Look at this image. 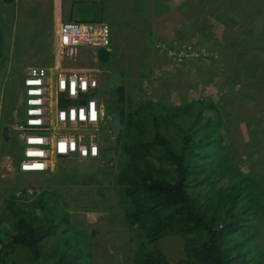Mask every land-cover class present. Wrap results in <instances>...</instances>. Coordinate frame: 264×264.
Here are the masks:
<instances>
[{"label":"trees","instance_id":"trees-1","mask_svg":"<svg viewBox=\"0 0 264 264\" xmlns=\"http://www.w3.org/2000/svg\"><path fill=\"white\" fill-rule=\"evenodd\" d=\"M205 1L219 7L227 43L245 50L237 69L255 79L259 68L246 58L257 52L264 57V0ZM111 53L99 51L102 67L113 61ZM227 61L238 65L239 58L231 51ZM126 98L121 86L118 112L125 139L115 184L125 226L138 240L131 264H264V183L237 169L225 97L184 100L173 107L147 100L134 108ZM42 194L27 197L24 189L5 199L0 264H94L93 235L78 232L60 216L66 206L62 193ZM53 234L55 241L49 238ZM166 236L184 240L183 259H172L158 247ZM48 239L54 244L45 247Z\"/></svg>","mask_w":264,"mask_h":264},{"label":"rangeland","instance_id":"rangeland-1","mask_svg":"<svg viewBox=\"0 0 264 264\" xmlns=\"http://www.w3.org/2000/svg\"><path fill=\"white\" fill-rule=\"evenodd\" d=\"M160 3L151 0L150 17L145 16L142 20L146 25L123 19L132 15L130 5L126 3L115 4L122 9L119 16L113 18L108 0L79 2L76 6L79 15L77 20H101L111 26L113 61L104 68L99 60L97 62L89 59L86 55L74 61L67 60V65L98 64L102 70L109 67L103 72L105 78L113 71H118L123 78L116 87L109 84V80L102 84L103 90L99 97L103 101L106 114H102L103 120L98 129L103 143L102 147L97 139L99 148L102 147L100 158L79 159L71 156L56 160L54 168L46 172L19 173L17 169L9 170L8 166L0 165V213L4 210L5 199L13 191L19 193L24 189H33V193L28 192L27 197L37 198L44 191L59 190L66 203L60 216L64 219L68 217L78 232L93 235L90 241L94 264H131V254L138 244L136 235L133 236L125 226L124 214L119 210V192L115 184L123 164L121 141L125 139V134L121 124L120 134L114 136L110 122L112 114L118 112L122 106L118 100L121 86L128 97L125 99L126 103H132L133 108L147 100H161L173 107L181 106L184 100L204 97L216 102L220 97H225L223 111L234 142L237 169L252 173L264 183V75H261L264 73V57L258 52L253 55L248 53L246 60L250 61L252 58L259 68L255 79H250V73H241L237 69L245 50H233L224 39L226 25L218 16L219 7H213L205 0H162ZM235 8L232 7L230 12H235ZM16 16L19 19H12L11 22L6 20L4 24L0 21V34L4 35L2 37L7 40L8 33L14 34L16 41L12 45L5 43L1 47L7 66L0 67V84L3 80L2 86L0 85V115H7L8 124L14 123V126L17 123V111L20 114L18 121L24 117V107L19 105L23 79L14 67L8 68V60L23 58L24 52L28 50L51 49L54 41H57L50 26H45L44 23L40 26L41 21L36 16L33 15L32 19V15L26 10ZM189 46L205 52L193 55L181 63L173 58V54L175 57ZM260 46L264 53V41ZM172 50L174 51L170 56ZM231 51L236 59L239 58L238 65L227 61ZM159 53L164 54L165 58ZM220 57H225L226 60L218 61ZM12 62L15 63L13 66L17 65V61ZM28 63L44 62L40 57H30ZM227 67L229 70L237 69L236 74H231ZM1 72H5L8 78L3 79ZM218 80L220 82L216 83ZM220 88L226 94L221 93ZM9 89L13 92L9 93ZM17 92L19 93L16 94ZM14 126L8 133L9 139L2 142L15 162V158L20 156V165L23 141L21 133ZM63 228L64 225H60V237ZM56 237L53 234L49 238L55 241ZM51 239L44 241L45 247ZM183 241L179 236H166L158 240L157 245L168 257L181 260L185 257ZM53 244L54 242L50 243Z\"/></svg>","mask_w":264,"mask_h":264},{"label":"built area","instance_id":"built-area-1","mask_svg":"<svg viewBox=\"0 0 264 264\" xmlns=\"http://www.w3.org/2000/svg\"><path fill=\"white\" fill-rule=\"evenodd\" d=\"M57 37L58 62L51 67H30L23 80L24 117L15 125L23 139L22 172L52 170L56 160L70 155L79 159L101 156L98 128L105 110L99 95L105 70L98 64L75 67L63 61L76 60L86 49L92 51L88 58L98 62L99 51L111 49V27L105 22L67 21L61 23ZM199 50L189 46L173 58L181 63L191 55L204 54ZM28 192L32 194L33 189Z\"/></svg>","mask_w":264,"mask_h":264},{"label":"crops","instance_id":"crops-1","mask_svg":"<svg viewBox=\"0 0 264 264\" xmlns=\"http://www.w3.org/2000/svg\"><path fill=\"white\" fill-rule=\"evenodd\" d=\"M94 2L95 0H0V21H2L1 24L6 23L5 21L8 20L11 22L12 19L18 18L16 15L18 13H22L26 10V12L30 13L31 18L33 19V15L36 16L40 21L41 25L44 23V25L50 26V29L54 31V35L56 37V40L58 39L57 33L59 30V27L62 22H67V21H80V22H85L81 20H77V17L79 16L77 14V4L79 2ZM109 5H110V12H111V18L115 16H119L120 8L118 5L115 4H129L131 8L132 15L131 17H124V20H129V21H134L135 24L138 25H146V23L142 22V20L145 18V16L150 17V8H151V0H108ZM156 3L161 4L162 0H155ZM19 19V18H18ZM86 22H105L101 20H95V21H86ZM107 23V22H106ZM15 25V24H14ZM16 27V26H15ZM111 27V26H110ZM112 30V29H111ZM0 45L1 47L5 43H10L12 45L13 43H16L14 39V34L10 35L8 33L7 40H5L0 34ZM51 36V34H50ZM56 43V44H55ZM56 47H57V41H54L52 48H47L45 50H28V52H24L25 56L23 58H10L8 60V68L10 69L11 67L15 68V71L18 70V72L21 74V78L24 80L28 70L31 66H46V67H51L55 65V63L58 62V57L56 53ZM91 51V50H89ZM92 52V51H91ZM87 54V53H85ZM90 54V52L88 53ZM87 54V56H88ZM162 55V57L165 58V55L162 53H159ZM91 55V54H90ZM82 55H80L81 57ZM32 57L36 59L37 57H40L44 63H39V64H29L28 59ZM90 59V58H89ZM15 60L17 61V65L13 66L12 61ZM69 60V59H67ZM67 60L63 61V64L67 65ZM6 58H5V53L2 50V55H0V67L6 68ZM69 61H74V60H69ZM167 63V62H166ZM83 64H80L81 66ZM165 65L162 64V66ZM170 65V64H168ZM82 67V66H81ZM157 70V69H156ZM3 73L4 78H8V76H5V72ZM110 76V75H109ZM104 80H109V77L103 76ZM2 80V79H1ZM18 80V79H14ZM20 80V79H19ZM23 83V82H22ZM3 84V80L1 82V86ZM0 86V88H1ZM9 89V93H10ZM23 91H24V84L21 86V96H20V102L19 105L21 104L24 107V99H23ZM12 92V91H11ZM17 92L16 94H18ZM10 101V100H9ZM8 108H10V103L8 102ZM12 110V108H11ZM13 114V112H12ZM12 117V115H11ZM17 121L20 118V114L16 115ZM13 119V117H12ZM5 120V122H4ZM13 121H15L13 119ZM16 123V121H15ZM14 126V123L8 124V117L7 115H0V165L5 166L9 168V170H16L20 173V168H19V159L20 156L13 159V156H11L10 153L6 152V149L3 147V140L9 139L8 133L10 131V128ZM5 127H8V130H4ZM15 128V126H14ZM7 135H6V133ZM15 164V165H14ZM15 166V167H14ZM5 170V169H4ZM8 171V169H7ZM4 174L6 173L5 171L3 172ZM8 173H10L8 171Z\"/></svg>","mask_w":264,"mask_h":264},{"label":"water","instance_id":"water-1","mask_svg":"<svg viewBox=\"0 0 264 264\" xmlns=\"http://www.w3.org/2000/svg\"><path fill=\"white\" fill-rule=\"evenodd\" d=\"M122 76L118 71H113L109 76V84L113 87L118 86L122 81ZM113 119L110 123L112 133L114 136H118L121 130V115L119 113H114ZM4 130H8V127H5Z\"/></svg>","mask_w":264,"mask_h":264},{"label":"bare ground","instance_id":"bare-ground-1","mask_svg":"<svg viewBox=\"0 0 264 264\" xmlns=\"http://www.w3.org/2000/svg\"><path fill=\"white\" fill-rule=\"evenodd\" d=\"M86 22V21H85ZM84 22V23H85ZM106 23V22H105ZM112 45V44H111ZM169 48V47H168ZM168 48L166 49V51L168 50ZM111 50V49H110ZM90 51L89 50H86V49H84L82 52H81V54L80 55H82V57H85L88 53H89ZM85 53H87V54H85ZM80 55H79V57H80ZM197 55H199V53L197 54ZM78 57V58H79ZM177 57V56H176ZM182 58H183V56H181ZM193 57V55H191V56H189V59L190 58H192ZM77 58V59H78ZM76 59V60H77ZM70 60H74V59H70ZM75 67H80V66H75ZM116 113H119L120 114V112H116ZM114 114V113H113ZM112 114V115H113ZM112 119H113V116H112ZM102 120H103V117H102V114H101V118H100V124H101V122H102ZM112 121V120H111ZM111 123V122H110ZM110 128H111V126H110ZM99 129V128H98ZM111 132H112V129H111ZM113 134V133H112ZM22 141H23V139H22ZM23 149H24V146H23ZM70 156H74V155H70ZM84 159H94V158H84Z\"/></svg>","mask_w":264,"mask_h":264},{"label":"flooded vegetation","instance_id":"flooded-vegetation-1","mask_svg":"<svg viewBox=\"0 0 264 264\" xmlns=\"http://www.w3.org/2000/svg\"><path fill=\"white\" fill-rule=\"evenodd\" d=\"M105 83H106V80H104L103 84H105Z\"/></svg>","mask_w":264,"mask_h":264},{"label":"clouds","instance_id":"clouds-1","mask_svg":"<svg viewBox=\"0 0 264 264\" xmlns=\"http://www.w3.org/2000/svg\"><path fill=\"white\" fill-rule=\"evenodd\" d=\"M107 69H108V68H107ZM107 69H106V70H107ZM106 70H105V72H106ZM21 172H22V171H21Z\"/></svg>","mask_w":264,"mask_h":264}]
</instances>
